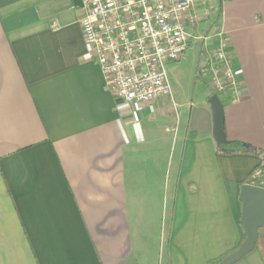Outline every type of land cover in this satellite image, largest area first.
<instances>
[{"label": "crops", "instance_id": "obj_1", "mask_svg": "<svg viewBox=\"0 0 264 264\" xmlns=\"http://www.w3.org/2000/svg\"><path fill=\"white\" fill-rule=\"evenodd\" d=\"M215 3L245 89L220 97L221 135L264 151V0ZM81 6L0 0V264L220 262L245 239L240 194L261 156L218 149L209 89L121 115L86 59ZM215 34L178 62L196 48L202 70Z\"/></svg>", "mask_w": 264, "mask_h": 264}, {"label": "built area", "instance_id": "obj_2", "mask_svg": "<svg viewBox=\"0 0 264 264\" xmlns=\"http://www.w3.org/2000/svg\"><path fill=\"white\" fill-rule=\"evenodd\" d=\"M80 23L86 59L102 69L106 87L117 99V110L130 117L163 97H172L167 72L180 61L200 22L196 0H81ZM209 14V11H207ZM198 76L212 94L245 95L243 76L235 65L230 39L223 31ZM137 124V123H136Z\"/></svg>", "mask_w": 264, "mask_h": 264}, {"label": "water", "instance_id": "obj_3", "mask_svg": "<svg viewBox=\"0 0 264 264\" xmlns=\"http://www.w3.org/2000/svg\"><path fill=\"white\" fill-rule=\"evenodd\" d=\"M210 103L215 112V126L219 143L228 140L221 135L223 127V103L217 94H213ZM240 199L242 201V223L245 229V239L232 253L224 257L218 264H235L244 256L255 250L264 227V187L247 183L242 186Z\"/></svg>", "mask_w": 264, "mask_h": 264}, {"label": "rangeland", "instance_id": "obj_4", "mask_svg": "<svg viewBox=\"0 0 264 264\" xmlns=\"http://www.w3.org/2000/svg\"><path fill=\"white\" fill-rule=\"evenodd\" d=\"M209 1L210 0H199V4L200 6H204L205 4L207 5ZM211 5L212 4L207 5L206 9L209 11V14L208 17L204 18L202 21L203 24L208 25V28L207 25H205L203 31L199 30V32H203V36H211L217 32L215 15L218 9V4L215 3L214 7ZM195 49L196 48L190 50L181 63L173 62V64L175 63L173 66L170 67L171 64L167 66L168 76L173 87V98L176 97V95H183L185 98H192L196 97V95H199L201 92L208 91L209 89L204 79H197L198 70L195 62L197 54ZM226 94L230 93H217L219 98Z\"/></svg>", "mask_w": 264, "mask_h": 264}, {"label": "trees", "instance_id": "obj_5", "mask_svg": "<svg viewBox=\"0 0 264 264\" xmlns=\"http://www.w3.org/2000/svg\"><path fill=\"white\" fill-rule=\"evenodd\" d=\"M220 17H221V8L219 7L218 13L216 15V20L218 21ZM218 149L225 153L245 152V153H251L261 156L262 162L259 165V167L254 171L250 179V184L264 187V151L263 150L254 149L240 141H227L225 143L218 142ZM256 249L259 250L264 260V227L260 229V236L258 243L256 245ZM218 263L219 262H216L214 264H218Z\"/></svg>", "mask_w": 264, "mask_h": 264}]
</instances>
